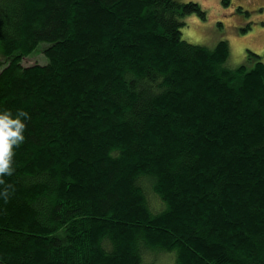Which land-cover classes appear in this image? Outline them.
Returning <instances> with one entry per match:
<instances>
[{
	"label": "trees",
	"instance_id": "trees-1",
	"mask_svg": "<svg viewBox=\"0 0 264 264\" xmlns=\"http://www.w3.org/2000/svg\"><path fill=\"white\" fill-rule=\"evenodd\" d=\"M193 12L0 0V113H27L0 174V264H264V61L184 39Z\"/></svg>",
	"mask_w": 264,
	"mask_h": 264
},
{
	"label": "rangeland",
	"instance_id": "rangeland-1",
	"mask_svg": "<svg viewBox=\"0 0 264 264\" xmlns=\"http://www.w3.org/2000/svg\"><path fill=\"white\" fill-rule=\"evenodd\" d=\"M181 1L188 2L190 0ZM194 1L199 2L206 11V18L196 12L185 15L183 17L185 24L181 28L184 39L209 47L215 46L221 39H228L231 49L229 57L231 66L247 62L249 50L261 55V59L264 61V9H258V6L261 5L264 7V0H231L229 6L225 5L223 0ZM235 2L238 4L236 5ZM244 4L252 9H247ZM247 10L250 13L247 14ZM246 26H250V28L241 31V28ZM47 45V43H42L32 55L23 59V64L46 62L43 48ZM152 253L150 255V258L153 259L151 260L152 264H176L175 255L171 252L156 251Z\"/></svg>",
	"mask_w": 264,
	"mask_h": 264
},
{
	"label": "clouds",
	"instance_id": "clouds-1",
	"mask_svg": "<svg viewBox=\"0 0 264 264\" xmlns=\"http://www.w3.org/2000/svg\"><path fill=\"white\" fill-rule=\"evenodd\" d=\"M22 116H27V113L21 111L15 118L8 112L0 113V174L10 175L13 171V145L24 139L25 123L20 118Z\"/></svg>",
	"mask_w": 264,
	"mask_h": 264
},
{
	"label": "flooded vegetation",
	"instance_id": "flooded-vegetation-1",
	"mask_svg": "<svg viewBox=\"0 0 264 264\" xmlns=\"http://www.w3.org/2000/svg\"><path fill=\"white\" fill-rule=\"evenodd\" d=\"M262 6V5H261ZM259 8V7H258ZM262 9H264V7L262 6Z\"/></svg>",
	"mask_w": 264,
	"mask_h": 264
}]
</instances>
